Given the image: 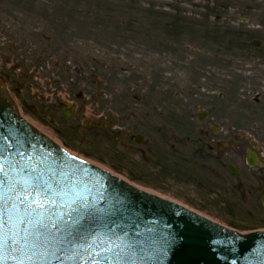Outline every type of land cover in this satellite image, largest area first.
Returning <instances> with one entry per match:
<instances>
[{"label":"rangeland","instance_id":"1","mask_svg":"<svg viewBox=\"0 0 264 264\" xmlns=\"http://www.w3.org/2000/svg\"><path fill=\"white\" fill-rule=\"evenodd\" d=\"M227 3L226 0H179V4L164 0H0V72L9 70L7 77L12 94H15L12 84L19 89L20 95L15 96L26 105L25 108L19 103L22 116L67 151L122 176L140 189L225 223L216 212L196 208L182 199L177 185H170L172 182L169 183L165 174L156 176L146 170L147 164L140 161L139 155L125 152L116 143L119 136H114L116 140L107 137L96 146H89L90 136L81 134L79 128L74 136L62 129L75 125V121L60 120L61 126L51 127L44 117L38 119L29 112V107H34L33 97L39 96L42 88L49 89L48 93L55 89L61 98L70 94L72 99L77 92L84 93V88L97 95L102 94L103 88L104 98H92L95 106L100 107L105 106L107 95L113 94L111 89L117 91L112 106L124 102L139 105L141 109L151 104L181 102L192 106L194 89L204 78L201 76L227 75L224 69L229 64L214 59L213 53L214 41L222 42L226 38L218 34L220 28L202 17L209 10L227 7ZM19 63L21 70L26 63L33 64L35 74L16 79L10 67L14 68L15 64L16 68ZM246 68L245 72L263 76L228 75L224 79L209 80V85H227L233 91L246 86L264 88V64L247 63ZM50 84L53 88H48ZM134 97L141 101L136 103ZM75 103L78 104L76 100ZM88 109L86 113L91 112ZM128 125L125 121L120 124L121 128ZM119 161L121 164H116Z\"/></svg>","mask_w":264,"mask_h":264},{"label":"flooded vegetation","instance_id":"2","mask_svg":"<svg viewBox=\"0 0 264 264\" xmlns=\"http://www.w3.org/2000/svg\"><path fill=\"white\" fill-rule=\"evenodd\" d=\"M226 1L227 7L209 10L207 16H202L220 28L218 34L226 38L214 41V59L229 64L224 69L226 76H263L245 71L247 63L264 64V0ZM13 65L10 70L16 79L35 74L36 67L31 63L22 68L26 72H22L20 63L16 68ZM16 70L19 72L15 73ZM8 72L0 75L10 88ZM226 76H201L203 84L194 89L192 106L184 102L151 104L145 109L125 102L112 106L117 91L111 89L113 94L106 93L109 98L100 107L95 106L92 98H104L103 88L100 95L84 88V93L77 92L74 99L70 94L61 98L55 89L48 93L49 89L42 88L39 96L33 97L34 107H29V112L38 119L44 117L51 127L61 126L60 120L75 121V125L62 129L74 136L79 128L82 134L90 136L89 146L119 136L116 143L125 152L139 155L140 161L147 164L146 170L156 176L165 174L186 202L216 212L222 221L239 229L249 224L264 226V88L246 86L233 91L227 85H209L211 79ZM12 87L19 96V89L13 84ZM48 88L53 87L50 84ZM134 99L136 103L141 101L139 97ZM19 103L26 108L24 101ZM124 121L130 125L121 128Z\"/></svg>","mask_w":264,"mask_h":264},{"label":"water","instance_id":"3","mask_svg":"<svg viewBox=\"0 0 264 264\" xmlns=\"http://www.w3.org/2000/svg\"><path fill=\"white\" fill-rule=\"evenodd\" d=\"M21 150L26 154L23 159L18 155ZM28 157L32 158L28 161L32 166L41 164L46 177L68 183L69 187H73L74 181L81 191L85 185L91 189L90 207L78 208L70 217H64L60 235L65 239H72L69 232L79 233L82 241L90 233L103 235L112 228L117 235L127 232L130 238L140 241L136 264H264V234L239 236L231 233L97 168L70 160L18 116L0 80V164L4 166L0 180L5 176L12 179ZM10 195L7 185L0 188V197H3L0 211L9 207ZM262 201L264 204V195ZM77 220L80 223H75ZM73 256L76 258H68ZM100 259L104 260V256ZM6 264L13 262L8 260ZM46 264H90L89 254L65 243L63 252L48 250Z\"/></svg>","mask_w":264,"mask_h":264},{"label":"snow or ice","instance_id":"4","mask_svg":"<svg viewBox=\"0 0 264 264\" xmlns=\"http://www.w3.org/2000/svg\"><path fill=\"white\" fill-rule=\"evenodd\" d=\"M18 155L23 159L26 154L21 150ZM31 159L25 160L12 179L5 176L0 180V188L7 185L11 193L7 201L9 207L0 211V264L8 260L13 264H46L48 250L63 252L65 243L88 253L90 264H136L140 241L130 238L127 232L121 236L109 228L111 235L93 232L82 241L79 233L69 232L72 239L62 237L64 217H70L78 208L90 207L91 189L85 185L81 191L74 181L73 187H69L68 183L46 177L41 164L32 166L28 162ZM0 174H4L2 164ZM100 198L103 199L102 194ZM102 255L104 260L100 259Z\"/></svg>","mask_w":264,"mask_h":264}]
</instances>
